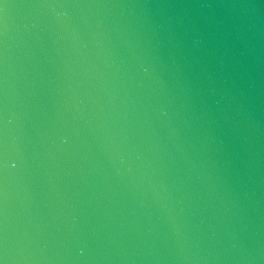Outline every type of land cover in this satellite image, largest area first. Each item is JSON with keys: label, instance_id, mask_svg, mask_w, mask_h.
<instances>
[{"label": "water", "instance_id": "obj_1", "mask_svg": "<svg viewBox=\"0 0 264 264\" xmlns=\"http://www.w3.org/2000/svg\"><path fill=\"white\" fill-rule=\"evenodd\" d=\"M0 150L5 264H264V0H3Z\"/></svg>", "mask_w": 264, "mask_h": 264}, {"label": "snow or ice", "instance_id": "obj_2", "mask_svg": "<svg viewBox=\"0 0 264 264\" xmlns=\"http://www.w3.org/2000/svg\"><path fill=\"white\" fill-rule=\"evenodd\" d=\"M3 0H0V3H2ZM4 7L6 8L7 5L5 4ZM7 167V156L6 153L3 150H0V170ZM0 264H5V261L0 258Z\"/></svg>", "mask_w": 264, "mask_h": 264}]
</instances>
